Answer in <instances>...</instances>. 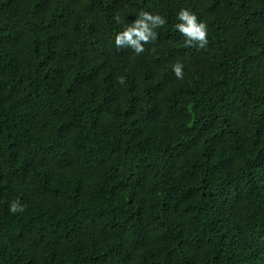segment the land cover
I'll return each mask as SVG.
<instances>
[{
  "label": "trees",
  "instance_id": "trees-1",
  "mask_svg": "<svg viewBox=\"0 0 264 264\" xmlns=\"http://www.w3.org/2000/svg\"><path fill=\"white\" fill-rule=\"evenodd\" d=\"M0 264H264V0H0Z\"/></svg>",
  "mask_w": 264,
  "mask_h": 264
},
{
  "label": "clouds",
  "instance_id": "clouds-1",
  "mask_svg": "<svg viewBox=\"0 0 264 264\" xmlns=\"http://www.w3.org/2000/svg\"><path fill=\"white\" fill-rule=\"evenodd\" d=\"M140 17L134 22L129 24L115 36V44L117 47L122 45H130L132 49L137 53H141L143 43L148 42L154 38L156 33L153 31L158 26L165 24V18L160 15H152L148 12H141ZM177 19L180 21L175 25L179 32L186 37L185 44L191 45L193 42H199L202 47L207 42V28L203 21H198L197 16L188 9H181L177 13ZM174 74L178 78H182V65L177 63L173 66ZM24 206L19 201H12L9 205V211L15 213L17 211H23Z\"/></svg>",
  "mask_w": 264,
  "mask_h": 264
}]
</instances>
